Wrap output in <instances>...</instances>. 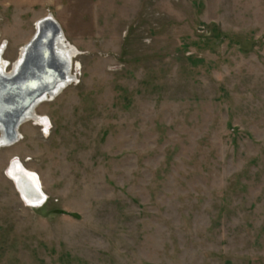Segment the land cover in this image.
<instances>
[{
	"label": "rangeland",
	"instance_id": "1",
	"mask_svg": "<svg viewBox=\"0 0 264 264\" xmlns=\"http://www.w3.org/2000/svg\"><path fill=\"white\" fill-rule=\"evenodd\" d=\"M49 15L75 78L0 149V264H264V0H0L5 60Z\"/></svg>",
	"mask_w": 264,
	"mask_h": 264
},
{
	"label": "bare ground",
	"instance_id": "2",
	"mask_svg": "<svg viewBox=\"0 0 264 264\" xmlns=\"http://www.w3.org/2000/svg\"><path fill=\"white\" fill-rule=\"evenodd\" d=\"M35 36L24 47L11 73L5 71V67L12 64L3 56L7 44L0 49V149L20 140L18 131L24 123L32 121L38 126L46 124L47 120L35 110L42 103L54 100L75 78L72 76L75 49L66 43L63 30L53 16L37 22ZM45 41L50 42L52 53L50 58L44 55L42 59V54L47 52L42 46ZM46 69L50 74L45 72ZM37 85H40V89L31 91L30 87ZM16 118L23 123L15 132L17 139L13 142L7 139L5 131L6 126L10 128ZM10 165L7 170L9 179L18 187L24 200L44 206L47 195L43 192L39 177L27 170L19 159H13Z\"/></svg>",
	"mask_w": 264,
	"mask_h": 264
},
{
	"label": "water",
	"instance_id": "3",
	"mask_svg": "<svg viewBox=\"0 0 264 264\" xmlns=\"http://www.w3.org/2000/svg\"><path fill=\"white\" fill-rule=\"evenodd\" d=\"M35 38H37V35L35 36ZM34 38V39H35ZM34 41V40H33ZM32 41V42H33ZM32 44V43H31ZM30 44V45H31ZM44 48L43 49H46L47 50V52H45L44 54H42V59H43V56L46 58V57H48L49 56V58H50V56H51V50H50V42H48V41H45V42H43V45H42ZM45 72L46 73H48V74H50V71L48 70L47 71V69L45 70ZM30 89H31V91L32 90H37V89H40V85H37V86H35V87H30ZM41 92H39V94H40ZM26 101H28V100H26ZM12 123V122H11ZM23 122L21 121L20 122V120H18L17 121V118L16 119H14L13 120V123H12V126L9 128V127H7L6 126V130L7 131H5L6 133V135H7V139H12L13 140V142L17 139V135H16V131H17V129H18V127H20V125L22 124ZM11 140V141H12ZM11 166V165H10ZM10 168V167H9ZM8 174V173H7ZM10 177V176H9ZM17 190H18V192H19V194H20V196H21V198H22V200L25 202V204L28 206V207H31V208H37V207H41L40 205L38 206V205H35V204H33V203H27V201L26 200H24V198H23V196H22V194H21V192H20V190L18 189V187H17ZM43 199H44V197H43ZM45 201H44V203L46 202V200H47V197L45 196V199H44ZM43 203V204H44Z\"/></svg>",
	"mask_w": 264,
	"mask_h": 264
},
{
	"label": "flooded vegetation",
	"instance_id": "4",
	"mask_svg": "<svg viewBox=\"0 0 264 264\" xmlns=\"http://www.w3.org/2000/svg\"><path fill=\"white\" fill-rule=\"evenodd\" d=\"M49 16H51V15H49ZM49 16H46V18L49 17ZM6 44H7V43H6ZM6 44H5V45H6ZM5 45H3V47H4ZM6 47L8 48V45H6ZM1 48H2V47H0V49H1ZM7 48L4 49L3 56H5V53H6ZM23 49H24V47L20 50L19 56L17 57L16 61L20 58ZM16 61H15V62H16ZM13 64H14V63H12V64L8 65L7 67H5V71H6L7 73H11V72H12V70H13ZM6 69H7V70H6ZM9 70H11V71H9ZM35 112H36V110H35ZM34 114H35V113H34Z\"/></svg>",
	"mask_w": 264,
	"mask_h": 264
}]
</instances>
